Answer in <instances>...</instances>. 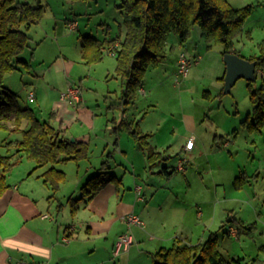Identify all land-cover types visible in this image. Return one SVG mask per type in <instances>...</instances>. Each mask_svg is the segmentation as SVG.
Segmentation results:
<instances>
[{"label": "crops", "instance_id": "crops-1", "mask_svg": "<svg viewBox=\"0 0 264 264\" xmlns=\"http://www.w3.org/2000/svg\"><path fill=\"white\" fill-rule=\"evenodd\" d=\"M36 2L34 0V4ZM125 20V15L117 20L119 27H122ZM67 21L71 20L66 18V23ZM39 23L34 24L30 29L31 39L27 48L32 50V55L29 56L27 53L19 56L21 62L16 70L21 73L24 87L18 88L11 82L14 85L11 89L8 86L9 79H6L5 84L18 94L21 105L32 108L39 119L50 121L53 126L61 128L64 135L71 140L74 139L73 142L87 144L88 157L78 161L68 159L55 164L56 168L66 173L67 178L62 182L59 190L54 192L43 177L50 164L36 168L37 163L27 157L20 158L16 148L9 150L10 146H7V142L20 139L22 133L6 131V137L0 142V156H13L12 159H17V163L7 174L8 187L0 191V264H18L20 261L28 264H111L113 252L118 255V263L114 261V264H140V259H144L145 264H153V253L161 247L173 246L178 240L183 244H197L205 241L212 232L218 233L219 245L222 239L219 233L224 237L235 236L240 240L244 232L237 231L236 225L232 223L233 218L243 220L246 225L250 222L244 217H237L235 208L225 207L228 211V220L225 214L220 217L215 216L213 214L215 209L205 218L204 213L199 209L195 220L190 207L191 202L195 205L208 204L210 198L206 201H204L206 197L200 200L198 193L193 191L191 181L186 177L180 179L176 175L177 173L185 175L189 172L190 159L186 157L187 164L183 171L177 169L180 159L176 164L168 165L174 148L176 155L180 153L189 156L203 155V146L196 134L192 132L178 138L182 136L181 131L173 130V135L168 133L164 135L163 132L169 140L162 142L163 138L156 130L157 122L161 117L156 122V128H152L154 130L146 128L144 122L145 114L148 113L147 110L145 111L147 107L138 100L139 93L146 95L145 83L139 86L129 102L120 99L123 83L120 92L117 88L112 90L107 87L102 91L90 88L84 93V84L87 80L96 81L95 74L98 70L107 80L110 74L116 80L119 78L116 74L115 55L106 52L101 61L86 63L83 58L82 35L92 33L82 34L71 43L64 40L63 33L56 32L57 39L51 41L52 45L41 50L39 59L42 61L37 62L38 58L33 54L36 47L32 41L37 37V33L40 36ZM106 25V36L98 37L99 39H109L118 35H109L111 26L108 23ZM173 38L171 42L167 40L166 50L168 47L172 49L177 47L178 53L174 58L172 73H178L179 53L185 49V41H181L177 35ZM238 38L236 47L240 50V55L245 57L242 51V35ZM43 41V38L38 40L37 47ZM107 54L113 59L106 57ZM191 55H200V53L195 51ZM169 58L171 57L168 53L165 62L169 61ZM41 62L45 66L44 64L37 66ZM22 68H25L26 73ZM163 69L167 70L166 67ZM226 69L227 67L220 77L223 81H225L223 77ZM69 82L82 88L84 100L78 105L62 98V92L68 88ZM31 91L35 93L33 101L28 98ZM100 91L103 92L104 98H100ZM113 95L117 101L109 104L111 98L115 99ZM205 95L210 98L211 92L208 90ZM116 109L123 110L119 122L115 114ZM139 115L141 116L138 117ZM185 115L181 122L183 126L196 130V119L188 114ZM122 119L132 122L133 126L138 124L141 133L149 135L148 141L155 151L162 152L170 158L152 165L146 151L136 138L123 127L116 129ZM28 125L29 122L24 121L23 128H27ZM226 133L227 130L223 129L222 134L214 135V146L219 148L229 144V139H225ZM191 137L194 139V146L185 151L186 142ZM253 142L256 140L254 139ZM251 157L255 172L250 173L247 167L241 170L235 181L243 175L245 182L237 187L234 181L238 189L243 188L247 183L252 184L253 179L261 175L260 167H264V162L260 160L258 166L256 156L251 154ZM62 162L65 163L64 167L59 166ZM105 166L107 168L103 169ZM163 167L175 172L161 173ZM102 171L109 172L114 179L107 180L91 199L83 197L82 187L90 177ZM206 187L209 188L208 183ZM71 198L75 202H71ZM74 208L76 209L73 210ZM129 212L140 215L145 221V227H129L125 221V216ZM250 226L251 224L248 227ZM134 228H143L145 234L133 231ZM123 233L133 236L134 243L128 251L118 249L119 237ZM135 241L138 243V250L132 254L131 248L135 245ZM259 249L264 250V244L259 245ZM145 253L148 257L144 255L142 257ZM238 256L242 255L234 252L229 258ZM242 257L244 264H264L258 254Z\"/></svg>", "mask_w": 264, "mask_h": 264}, {"label": "rangeland", "instance_id": "rangeland-1", "mask_svg": "<svg viewBox=\"0 0 264 264\" xmlns=\"http://www.w3.org/2000/svg\"><path fill=\"white\" fill-rule=\"evenodd\" d=\"M229 1L235 7L254 4L252 13L244 26L242 51L245 56L257 53L259 51L258 42L264 38V0ZM41 3L45 6L43 18L38 25L41 32L40 36L37 33V37H34L32 41L36 47L33 54L37 56V62L42 61V59H39L42 53L41 50L52 45L51 41L57 39L56 32L63 33L64 40L73 43L78 37L86 33H92L100 38L106 36V23L111 26L109 35L119 34L124 29L119 27L117 23V20L125 15L117 6L119 0H42ZM66 18L71 21L66 23ZM72 23H76V26L72 27ZM175 35V33H170L168 41L171 42V38ZM42 38L44 41L37 47L36 42ZM184 50L191 54L198 51L201 57L199 63L191 67L187 78L183 79L177 72L172 73L174 58L178 53L177 47H174V49L168 47L167 52L171 57L169 61L158 67H151L147 72L144 79L147 89L146 95H140L139 93L138 97V100L147 107L145 111L147 110L148 113L145 114L144 126L149 129L156 128V122L161 117L160 121L157 122L158 128L156 130L162 136V142L169 140L164 135H167V133L173 135V130L182 132L180 133L182 136L178 138L192 132L196 134L203 146V155L189 156V154L185 155L183 153L176 155V149L174 148L172 151L174 153L168 163V165H172L171 163L176 164L181 158H189L191 161L188 164L189 172L185 175L183 173H177L176 175L180 179L188 178L191 181L193 191L198 193L200 200L206 197L204 200L206 201L207 198H210L208 204L199 203V205H195L191 202L190 207L195 220L199 209L202 210L205 218L209 212L213 213L214 209L216 214L215 212L213 214L220 217L223 214L228 215L225 207L235 208L237 217L247 219V222H250L247 225L251 224L253 228L249 233L244 232L240 240L235 236L224 237L222 233H219L222 237L219 245L220 251L227 258L233 256L234 252L249 257L258 254L259 258L264 261V250L259 249V245L264 244V167H260L261 175L253 179L252 184L247 183L240 189L234 185L235 178L241 170H245L247 167L250 173L255 172L254 167H252L251 154L256 156L258 166L260 160L264 162V130L250 131L246 123H243L252 109L248 87L249 81L246 78H240L229 93L224 92L225 81L220 78L226 67L223 45L207 40L198 25L193 28L190 38L185 41ZM31 52L30 48H25L20 55L28 53L30 56L32 55ZM106 57L113 59L109 54ZM43 64L41 62L37 66ZM165 67L167 70L164 71L163 68ZM22 71L25 72V68H22ZM95 75L97 76L96 81L87 80L84 84V93H87L90 88L101 89L102 91L103 88L106 89L107 87L112 88V90L117 88L120 92L122 88L120 77L116 80L110 74L107 80L106 77L100 75L99 70ZM6 79L10 80L8 86L11 89L14 86L11 82L16 84L18 88L24 87L21 81V73L17 70L9 73ZM261 83V75L256 81H252L254 87L260 86ZM153 86L155 88L151 89ZM208 90L211 92L210 98L205 95ZM101 91L100 98H104ZM112 101H117V98H111L109 104ZM122 111V109H116L115 111L118 122L121 119L119 117L122 116ZM112 114L113 112L110 113V115ZM142 114L144 113L142 112ZM185 114L196 119V130L183 126L181 122ZM223 129L229 133V135L224 134L226 135L225 139H229V144L226 147L219 146L218 148L213 144V137L216 133L222 134ZM6 135V131L0 130V142ZM254 139L256 142H253ZM155 141H157L156 138ZM59 166L64 167L65 163L62 162ZM210 169L212 170L210 171ZM207 183L209 188L206 187ZM225 218L228 220L229 216ZM142 229L134 228L133 231H140L144 235ZM130 232L132 231L130 230ZM137 244L135 241V245L131 248L132 254L138 250ZM143 255L148 257L146 253L142 254V257ZM117 256L113 252L111 264H114V261L118 263ZM140 260V264H145L144 259Z\"/></svg>", "mask_w": 264, "mask_h": 264}, {"label": "trees", "instance_id": "trees-1", "mask_svg": "<svg viewBox=\"0 0 264 264\" xmlns=\"http://www.w3.org/2000/svg\"><path fill=\"white\" fill-rule=\"evenodd\" d=\"M36 1L37 4L31 0H0V130L22 133L20 139L7 142L9 150L16 148L20 158L35 161L36 168L50 164L43 177L56 192L67 177L55 164L68 159L78 161L87 158L88 146L73 142L61 128L39 119L32 108L21 105L18 94L5 84L7 75L18 68L20 54L29 46L31 27L43 18L45 6L41 4L42 0ZM117 6L126 16L123 32L109 39H99L93 34L82 35V51L86 63L93 64L103 59L107 48L119 42L115 48L116 74L123 83L120 99L126 102L131 101L139 86L143 85L149 68L167 60L166 43L170 33H175L184 42L198 25L207 40L223 45V55L227 52L241 54L236 47L238 37L243 34L254 8V4L235 7L229 0H119ZM258 49L257 53L245 56L256 61V78L253 81L262 76L258 87L248 80L252 109L243 123L250 131L264 130V38L258 42ZM26 120L29 125L23 128ZM122 127L136 138L152 165L170 158L155 151L148 141L149 135L142 134L138 124L133 126L132 122L122 119L116 129ZM12 158L0 156L1 192L8 187L7 174L17 163V159ZM160 172L172 174L175 170L171 172L163 167ZM243 178L241 175L236 179L237 187L245 182ZM109 179L114 177L106 171L93 175L82 187V196L91 199ZM70 201L75 202L72 198ZM232 223L239 233L250 232L253 228L235 218ZM152 256L153 264H244V257L227 258L219 250L217 232L210 233L205 241L197 244H183L178 240L171 247L159 248Z\"/></svg>", "mask_w": 264, "mask_h": 264}, {"label": "built area", "instance_id": "built-area-1", "mask_svg": "<svg viewBox=\"0 0 264 264\" xmlns=\"http://www.w3.org/2000/svg\"><path fill=\"white\" fill-rule=\"evenodd\" d=\"M76 23H72V27H75ZM119 46V43H115L114 45H111L109 48L106 49V52L111 55H116V47ZM200 55H191L187 51H181L179 53L178 58V74L183 78H187L189 71L193 65H196L199 63ZM28 98L30 101H33L35 99V93L34 91H31L28 95ZM62 98L68 101H71L73 104L78 105L81 102H83V94H82V88L78 85H74L73 83L69 82L68 88L62 92ZM194 146V139L193 137L189 138L185 145V151H188L192 149ZM186 158L180 159L177 169L180 171L185 170L186 168ZM125 221L128 224L129 227L132 226H139V227H145V221L142 219V217L134 212H129L125 216ZM68 240V239H66ZM134 240L133 236L129 233H123L119 237V247L118 249H122L123 251H128L130 247L133 245ZM118 250V251H119ZM18 264H28L25 261H20Z\"/></svg>", "mask_w": 264, "mask_h": 264}, {"label": "water", "instance_id": "water-1", "mask_svg": "<svg viewBox=\"0 0 264 264\" xmlns=\"http://www.w3.org/2000/svg\"><path fill=\"white\" fill-rule=\"evenodd\" d=\"M224 61L227 67L225 74V93H229L240 78H246L251 81L255 80L256 61L249 60L234 52L225 53Z\"/></svg>", "mask_w": 264, "mask_h": 264}]
</instances>
